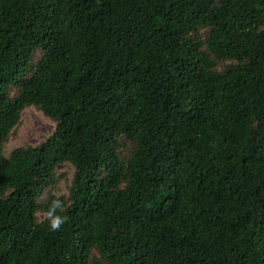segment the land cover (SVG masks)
Here are the masks:
<instances>
[{"label":"trees","instance_id":"obj_1","mask_svg":"<svg viewBox=\"0 0 264 264\" xmlns=\"http://www.w3.org/2000/svg\"><path fill=\"white\" fill-rule=\"evenodd\" d=\"M0 264H264V0H0Z\"/></svg>","mask_w":264,"mask_h":264},{"label":"rangeland","instance_id":"obj_2","mask_svg":"<svg viewBox=\"0 0 264 264\" xmlns=\"http://www.w3.org/2000/svg\"><path fill=\"white\" fill-rule=\"evenodd\" d=\"M40 56V54L37 55L36 60ZM54 128V123L40 109L34 107L26 109L23 112L21 124L5 145L6 154L8 155L12 150L19 147L37 145L48 137ZM70 170L68 165L59 166L56 174L57 183L53 189L56 194L61 195L65 191L64 184L70 179Z\"/></svg>","mask_w":264,"mask_h":264}]
</instances>
